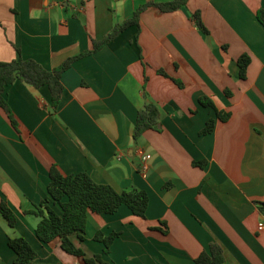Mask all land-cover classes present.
I'll return each instance as SVG.
<instances>
[{
  "label": "crops",
  "instance_id": "crops-1",
  "mask_svg": "<svg viewBox=\"0 0 264 264\" xmlns=\"http://www.w3.org/2000/svg\"><path fill=\"white\" fill-rule=\"evenodd\" d=\"M170 1L0 0V62L33 59L48 70L145 7L137 25L62 72L55 111L47 87L20 80L5 86L18 126L0 108V203L15 218L10 227L0 212V264H13L14 237L33 247L36 262L86 264L59 239L45 244L36 236L39 217L30 211L49 198L52 165L148 196L144 217L124 205L89 213L83 239L70 236L86 258L196 264L215 243L223 264H264V229L257 227L264 221V0H187L169 12L153 5ZM243 54L250 61L241 77ZM147 101L159 108L160 129L134 140L137 111ZM215 110L230 116L220 120ZM209 118L212 132L199 134ZM98 231L118 234L108 253L93 238Z\"/></svg>",
  "mask_w": 264,
  "mask_h": 264
},
{
  "label": "trees",
  "instance_id": "trees-1",
  "mask_svg": "<svg viewBox=\"0 0 264 264\" xmlns=\"http://www.w3.org/2000/svg\"><path fill=\"white\" fill-rule=\"evenodd\" d=\"M187 0H173L161 4H153L163 12L174 11L185 5ZM145 7L137 9L131 18L126 19L113 26L112 30L101 40H92V47L77 55L67 58L60 65L48 70L33 59L18 58L9 62H0V108L5 113L12 127L17 129L18 122L3 97L4 88L16 80H20L34 88L47 87L51 94V108L56 110L63 93L61 74L73 61L91 54L109 41L115 38L126 27L138 24L140 12ZM264 10L258 11V18L263 20ZM194 21L198 28L206 31L199 14H193ZM250 61L247 54L241 55L237 59L239 75L244 77L245 70ZM160 74L166 75L163 70ZM181 85V84H180ZM200 103L213 107V103L207 97L200 98ZM216 118L227 120L229 112L215 110ZM160 111L156 104L147 101L142 108L137 111L132 136L137 140L146 130L160 129ZM215 119L209 118L199 134L211 133L214 128ZM48 199H43L30 212L39 217L35 227L38 239L48 244L55 239H59L60 247L67 253L80 257L86 264H106L100 254L92 257H85L84 252L75 246L70 236L77 234L83 239L89 213L111 214L122 205L128 207L132 214L144 217L148 205V196L145 191L136 188L116 191L108 184H99L92 180L86 172L64 175L55 165L49 169V183L47 185ZM58 204L61 212L58 213L52 207ZM0 212L6 219L10 227H14L15 218L11 209L3 202L0 203ZM118 234L111 232L105 236L98 231L94 239L103 244L102 253H108L110 245ZM9 247L14 251L15 258L13 264H51L36 262V252L33 247L23 238L14 237L8 239ZM196 264H223L224 257L219 245L211 243L207 250H202L195 259Z\"/></svg>",
  "mask_w": 264,
  "mask_h": 264
},
{
  "label": "built area",
  "instance_id": "built-area-1",
  "mask_svg": "<svg viewBox=\"0 0 264 264\" xmlns=\"http://www.w3.org/2000/svg\"><path fill=\"white\" fill-rule=\"evenodd\" d=\"M144 160H146V159H148V158H150V155L149 154H146V155H144L143 157H142ZM258 229L259 230H262V229H264V221H260L259 223H258Z\"/></svg>",
  "mask_w": 264,
  "mask_h": 264
}]
</instances>
